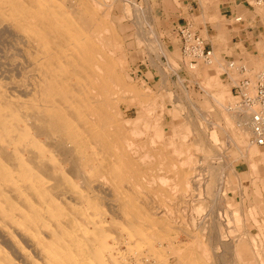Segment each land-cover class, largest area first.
<instances>
[{
  "label": "bare ground",
  "instance_id": "1",
  "mask_svg": "<svg viewBox=\"0 0 264 264\" xmlns=\"http://www.w3.org/2000/svg\"><path fill=\"white\" fill-rule=\"evenodd\" d=\"M105 1L0 0V43L10 45L0 52V264H214L223 254L210 249V235L203 240L198 231L181 228L180 219L182 211L192 213L199 186L210 181L195 170L208 166L190 154L189 133L171 143L172 154L153 146L162 132L145 131L157 108L152 96L151 102L143 100L146 117L140 110L135 119L121 117L122 104L145 95L130 84L128 70L120 69L125 63L116 58L120 44L106 19ZM155 40L165 56L169 50L161 37ZM213 58L211 64L218 65L210 83L202 85L206 90L229 74L228 67L235 73L241 67ZM208 64L194 71L207 73ZM158 74L162 84L165 74ZM255 93L251 81L243 99ZM225 95L212 97L219 118L236 129L258 170L253 159L264 161V152L252 129L256 108L244 100L227 104ZM208 118L202 120L216 133L217 124ZM143 136L148 141L137 140ZM181 233L187 241L179 239ZM218 235L216 244L232 247L243 261L252 247L249 235L232 243Z\"/></svg>",
  "mask_w": 264,
  "mask_h": 264
},
{
  "label": "rangeland",
  "instance_id": "2",
  "mask_svg": "<svg viewBox=\"0 0 264 264\" xmlns=\"http://www.w3.org/2000/svg\"><path fill=\"white\" fill-rule=\"evenodd\" d=\"M105 3H108L107 5L109 6L107 8L108 10L106 9L108 17L106 19H108L107 21L109 23H113L111 28L112 30L117 32L116 33L113 31V34L115 38L118 39L117 41L120 44V50L118 49L119 52L118 50L116 51V58L121 61L123 60L124 62H122L125 63L120 67V69L128 70L127 75L130 84H134L133 86H137V88H139L144 93L145 98H141L142 102L143 100H146L148 102L154 100V102H156L157 108L154 112L153 120H150V118L148 117L149 120L147 119L145 121L147 123L149 122L150 125H152L150 129L146 128L145 130L149 134L157 135L162 132V139L160 141L158 140V142L153 146L155 148L163 147L167 152H169V154H172L174 147L171 145V143H181L180 136L189 133L187 144L188 146H190V154L194 157L199 156L202 164L205 166V169L208 166L206 170L201 171V168H197L195 170V175H198L199 173L210 181H206L205 184L199 186V189L196 193L197 197L199 196L200 199L195 200L191 203V206H189L190 209H192V213L188 214L187 211H182L184 212L183 214L181 213V217L183 218L180 219H182L184 225L182 224L181 228L191 230L193 229L195 232L198 231L203 240H205L208 235H210V238L212 239L210 240L212 241V246H210V249L214 248L213 252H216V256L218 254V256L223 254V257L215 262L216 264H243L245 261H248L249 264H258L259 262L264 261V177L260 175V171H263L264 173V161L261 157L254 158L253 160H255V162L259 164V169H252V166L250 165L252 163V159L250 160V157H248L246 145L239 143L237 141V136L235 137L237 133V131L235 132L236 129L232 128L233 126H227L222 119L223 116H221L222 118H219V112H217L220 109L219 105H216V103H214L213 107L210 106V96L217 97L223 92H225V96H227V104L229 103L232 106L241 104L243 95L241 94V96L239 95V93L235 92L232 93L231 88L235 85L240 86V80L242 79H248L246 81H250V83L251 81L256 82V75L261 73V70L264 71V45L260 43L256 44V40L253 42V45L252 43L250 44V42L244 43V45L241 46V56H237L236 59L230 60L229 64H235L237 66L240 65L242 67L245 66L244 68H247V70L249 71H246L243 76H239L231 67H228L227 71L229 73L228 75L230 79L227 77L228 75L224 73L220 77L223 80L222 82L219 79L220 83L217 84V86H215L211 90H206L204 89V86H202L204 84L197 82V77L199 76V74L198 72H196V70L194 71V68L198 69L197 67L206 65V63L209 62L210 58L206 59L208 60L206 62L204 59H202L203 61L197 60L196 63H192L191 60L193 58L190 59L189 57H184V55L182 54H171V52L169 51L164 56L162 52L163 49L161 50L160 48L161 43H157L155 40L157 35L161 36V38L164 37L165 34L163 35V33L161 32L164 30L162 29L164 28V26L161 25L159 19L154 16L153 11L148 8V0H106ZM132 4H134L135 7ZM131 5L133 7H131ZM136 5L138 8L136 7ZM263 10L264 5L257 6V11H259V13ZM138 19L140 20V22ZM153 20L155 23L153 22ZM224 24H227V22H224L220 26V28L223 29ZM150 27L152 28L151 30ZM214 28H219V26ZM194 30L195 29H193V31ZM218 34L220 39H224L225 41L228 40L229 34L227 30L222 31L219 29ZM203 36L205 35L203 34ZM137 37L139 38V40L137 39ZM5 44L6 43L4 42L0 43V52L3 51L2 48L4 49V51L5 49L9 50L8 47L10 45L8 43L7 45ZM258 54H261V56L259 57ZM167 55L171 56L172 59L167 57L170 61L166 58ZM215 55L218 58L220 54L219 52H216ZM183 62H185L186 65H188V63L192 64L190 70L195 79L190 80L188 83L186 82V86L188 87L190 85L189 87L192 88V91H177V88L179 89V87L182 86V80H184V78L179 75V71L181 69L180 65ZM171 65H173L174 67ZM215 67L217 68L216 64ZM233 68L235 69V67ZM158 72H161V74L163 73V75L165 74V77L163 76L162 84H158L160 82ZM247 72L249 73L247 74ZM202 74L205 75L204 77L206 79V85L209 84L210 80L207 81L208 75L206 73ZM223 78L227 80L224 81ZM231 79H233L234 81H231ZM167 83L170 84L169 87L167 86ZM244 89L245 88L243 87V94ZM159 93L161 94V96ZM181 95H183V97H181ZM148 97H151L152 100ZM141 99H136L135 102H130L128 100L126 103L128 105L127 107L122 104L121 117L125 119H135L138 115L139 110L142 111L141 113L144 114L143 116H145L146 113L142 110V104H144V102L142 103ZM176 100L181 104L176 105ZM212 108L214 109L213 111L215 118V121L213 122L218 126L216 133L212 131L213 129L211 126L206 125V122L202 120L203 118H211L210 110ZM203 111L206 112V117L204 116V114H202ZM184 115L190 116V120L187 117H185V119L183 120ZM212 119L213 118H211V120ZM186 121H188L189 123H187ZM183 124L192 126L194 130L192 129V131H190V128L186 129ZM127 128L130 129L129 126H127ZM221 128H223V130ZM141 138L142 137H139V139L137 140L148 141L147 136H143V138ZM194 140L199 142L200 147L194 146V144L190 145V143L192 141L194 142ZM242 140L245 142V144H247L245 138H242ZM232 142L235 143L233 144ZM260 150L264 152V146L260 148ZM207 159L209 161H207ZM207 175L210 178H207ZM240 182L242 183L240 184ZM243 190L245 194H247L248 190H250L251 196L244 198L242 196ZM256 199H259V203H255ZM187 203L188 202H181L180 207L188 206ZM231 213H234V215ZM230 219L232 220V222H230L232 224H230L229 228L231 227V230L233 229L238 231L237 233H235L237 234L236 236L249 235L248 243L249 245H252L249 250L250 254H244L242 258L243 261L240 260V262L239 259L237 261V257L235 258L233 256L234 253L231 249L232 247L226 249L223 247V245L221 247V245L216 244V241L213 240V236L216 237L219 234L220 236H218L221 242L232 243V241L230 240H233L236 236H233V234H229V228L226 227L227 221H231ZM205 225L206 228H204ZM214 231H216V233ZM180 235V240L184 242L187 241V237H185L183 233H181ZM182 237H184L185 239ZM257 252L258 254H256Z\"/></svg>",
  "mask_w": 264,
  "mask_h": 264
},
{
  "label": "crops",
  "instance_id": "3",
  "mask_svg": "<svg viewBox=\"0 0 264 264\" xmlns=\"http://www.w3.org/2000/svg\"><path fill=\"white\" fill-rule=\"evenodd\" d=\"M148 4V8L153 11L154 16L157 17L160 24L164 26V28H162L164 30L161 32L165 35L161 40L171 54L184 55L182 51V43L179 39V30L185 27L192 30L195 29L194 32L203 40L204 51L211 52L209 57L210 64H208L210 67L208 66V69L206 70L208 79L217 69L215 63L211 64L213 56L216 57L214 55L216 52H219L220 54L217 59L229 63L230 60L236 59L237 56H241V46L244 45V43L250 42V44L252 43L253 45V42L256 40V44L260 43L264 45V10L260 13L257 11L258 5H256L255 0H148ZM238 18L241 19L237 21ZM224 20L227 24H224V28L222 29L220 26L224 23ZM216 22L217 24H215ZM217 25L219 28H214L217 27ZM219 29L222 31H228V40L225 41L224 39H220L218 34ZM203 34L205 36H203ZM258 56L260 57L261 54H258ZM190 65L191 64L189 63L186 65L185 62L181 63L179 75L183 77L184 80H182V87L180 86L179 89L177 88V91H192L189 84L188 87L186 86V82L188 83L190 80L195 79L190 70ZM217 65L218 64H216V66ZM245 72L246 68L241 66L237 73L239 76H243ZM202 73L203 72L201 71L198 73L199 76L197 77V82L206 85V79ZM227 77L229 78V75ZM225 80L227 79H224V81ZM245 80L248 79L240 80V84ZM220 81H223L222 78H220ZM231 81L234 80L231 79ZM210 85L212 87L213 84ZM167 86L169 87L170 84L167 83ZM237 89L238 85L232 86L231 92L238 93ZM181 97H183V95H181ZM176 102V105L181 104L177 100ZM213 105L214 101L210 96V106L213 107ZM213 110V108L210 110V116L213 118L212 121H215ZM241 183L242 182H240V184ZM242 196L244 198L251 196L250 190H248L247 194H245L243 190ZM255 203H259V199H256Z\"/></svg>",
  "mask_w": 264,
  "mask_h": 264
},
{
  "label": "built area",
  "instance_id": "4",
  "mask_svg": "<svg viewBox=\"0 0 264 264\" xmlns=\"http://www.w3.org/2000/svg\"><path fill=\"white\" fill-rule=\"evenodd\" d=\"M256 5H264V0H255ZM241 18H238L240 20ZM179 39L182 43V51L185 57H189L192 63H196L197 60L209 59V51H204L203 40L192 29L185 27L179 30ZM192 65V64H191ZM250 84V81H243L238 86L239 95H243V87L246 88ZM256 93L251 98H244V104L253 106L256 110L251 114L252 129L255 135V141L258 145L264 146V71L257 75L255 82ZM241 95V96H242Z\"/></svg>",
  "mask_w": 264,
  "mask_h": 264
}]
</instances>
